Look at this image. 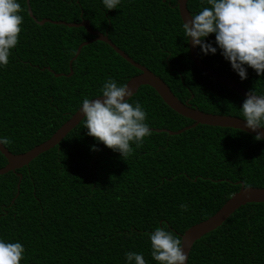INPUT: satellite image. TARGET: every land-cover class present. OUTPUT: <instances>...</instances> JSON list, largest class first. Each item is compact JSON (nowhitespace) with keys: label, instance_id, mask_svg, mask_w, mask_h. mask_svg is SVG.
<instances>
[{"label":"trees","instance_id":"trees-1","mask_svg":"<svg viewBox=\"0 0 264 264\" xmlns=\"http://www.w3.org/2000/svg\"><path fill=\"white\" fill-rule=\"evenodd\" d=\"M177 1L121 0L111 11L103 0H30V5L38 21H90L92 30L107 34L181 101L243 119L245 99L194 64ZM17 2L22 31L9 64L0 67V138L12 141L4 145L10 152L22 154L50 139L84 98L99 97L108 79L126 85L140 71L108 44L94 42L82 49L68 77L78 47L94 36L84 28L41 26L30 16L27 0ZM204 7H210L207 0L188 1L192 15ZM206 42L217 47L215 55L198 47L208 66L264 95V76L245 65L242 81L221 55L215 35ZM128 102L143 107L150 129L179 131L193 124L149 86ZM87 131L81 122L29 166L0 176V239L23 245L21 264H128L127 252L158 264L149 238L157 228L180 238L217 213L241 189L237 183L264 188V140L240 130L199 125L180 135L151 131L142 147L131 145L134 151L125 161ZM7 163L0 152V168ZM188 264H264V203L241 207L196 241Z\"/></svg>","mask_w":264,"mask_h":264},{"label":"clouds","instance_id":"clouds-1","mask_svg":"<svg viewBox=\"0 0 264 264\" xmlns=\"http://www.w3.org/2000/svg\"><path fill=\"white\" fill-rule=\"evenodd\" d=\"M120 3L121 0H103L109 11L117 9ZM207 4L210 7H204L183 22L185 36L192 45L199 47L204 55H215L217 47L206 42L214 34L221 55L242 81L247 79L245 65L258 76H264V0H207ZM22 12L17 0H0V67H7L11 50L19 42ZM100 93L99 98L83 99L80 114L84 128L88 136L120 153L125 161L134 151L131 145L142 147L144 139L152 134L145 122L147 113L138 102L134 106L128 102L133 95L128 85L108 79ZM241 113L245 127L257 133L255 140H261L264 134L258 130L264 129V95L249 91ZM10 143L7 137L0 138V145ZM180 208L187 211L188 205L181 204ZM149 238L152 259L158 264H186L188 255L181 238L164 228H157ZM24 253L21 243L0 239V264H21ZM125 256L128 264H146L142 254L127 252Z\"/></svg>","mask_w":264,"mask_h":264},{"label":"water","instance_id":"water-1","mask_svg":"<svg viewBox=\"0 0 264 264\" xmlns=\"http://www.w3.org/2000/svg\"><path fill=\"white\" fill-rule=\"evenodd\" d=\"M188 1L189 0L177 1L182 22H184V20L189 18L190 15H192L190 10L188 9ZM27 5L30 16L41 26L45 25L46 23H51L54 25H64L70 28H84L88 32V34L94 36V39L85 42L79 46L75 57L70 62V74L67 75L68 77H71L73 75L74 72L72 69V64L79 57L84 47L94 42L106 43L111 48H113V50L118 55H120L123 59H125L128 63H130L133 67L140 71V74L132 77L126 84L133 92V95L128 99V101L138 93L141 87L149 86L156 91L159 97L169 108H171L180 116L193 122L192 125L185 127L179 131H171L168 129H150L151 131H155L157 133L166 132L172 136L180 135L181 133L193 129L199 125H206L213 127L236 129L250 134L254 137L257 135L256 132H253L252 130L245 127L246 122L243 121L242 118L206 113L199 110L198 108L192 107L189 102L181 101L172 92L169 85L163 79H161L147 67L141 65L140 63H137L128 54H126L123 50L116 46L106 34L92 30L90 21L82 20L81 23H68L65 21H53L51 19H43L42 21H38L32 12L30 0H27ZM189 50L194 64L202 73H204L207 77L211 78L212 80L220 83L221 85H224L228 89L235 91L241 97L246 99L247 93L249 91L245 89L241 84L232 80L227 74L221 75L217 73L214 69H212L210 66H208L201 59L198 47H194L192 45L190 38ZM49 71L52 70L49 68ZM63 75L64 74H56L57 77H61ZM80 109L74 115H72V117L66 123H64L50 139L34 147L28 152L22 154H13L4 145H0V152L7 159L8 162L5 167L0 168V176L6 175L10 172H16L19 169L29 166L31 162L38 158L40 155L58 146L67 137V135L82 122L83 117L80 114ZM258 131L264 134V129H260ZM261 139L264 140V135H262ZM19 176L20 183L18 184V194L16 198L20 193V184L22 180V175L20 174ZM237 184L241 185V189L238 192L234 193L217 213H215L212 217L198 224H195L194 226L186 230L184 234L180 235L183 250L188 255L186 264H188L189 262L190 254L196 241L201 239L206 234L214 231L218 227L222 226L230 218V216L233 215L241 207L252 203H264V188L246 187L244 183L240 182ZM15 200L16 199H14V201Z\"/></svg>","mask_w":264,"mask_h":264},{"label":"rangeland","instance_id":"rangeland-1","mask_svg":"<svg viewBox=\"0 0 264 264\" xmlns=\"http://www.w3.org/2000/svg\"><path fill=\"white\" fill-rule=\"evenodd\" d=\"M93 39H94V38H93ZM91 40H92V39H91ZM89 41H90V40H89ZM86 42H88V41H86ZM83 43H85V42H83ZM83 43H82V44H83ZM78 48H79V47H78Z\"/></svg>","mask_w":264,"mask_h":264},{"label":"flooded vegetation","instance_id":"flooded-vegetation-1","mask_svg":"<svg viewBox=\"0 0 264 264\" xmlns=\"http://www.w3.org/2000/svg\"><path fill=\"white\" fill-rule=\"evenodd\" d=\"M107 35V34H106ZM108 36V35H107ZM110 39V38H109ZM111 40V39H110ZM112 41V40H111ZM113 42V41H112ZM189 102V101H188Z\"/></svg>","mask_w":264,"mask_h":264}]
</instances>
